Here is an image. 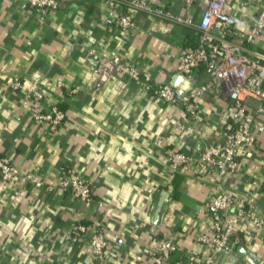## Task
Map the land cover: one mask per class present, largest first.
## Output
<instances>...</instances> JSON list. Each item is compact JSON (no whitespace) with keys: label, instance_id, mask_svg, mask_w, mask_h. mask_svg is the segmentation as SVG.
Returning <instances> with one entry per match:
<instances>
[{"label":"crops","instance_id":"obj_1","mask_svg":"<svg viewBox=\"0 0 264 264\" xmlns=\"http://www.w3.org/2000/svg\"><path fill=\"white\" fill-rule=\"evenodd\" d=\"M58 1L56 9L39 16L27 0H0V155L21 173L12 181L0 178V264H154L151 252L163 237L179 248L172 259L202 254L197 237L212 232L206 202L214 192L213 172L197 161L172 172L168 156L197 155L209 142H222L225 102L201 91L206 75L182 77L190 86L176 91L197 104V114L190 130L181 132L179 108L152 98L147 86L121 70L133 65L152 83L171 84L180 49L193 33L131 10L126 11L135 27L122 32L116 22L122 5ZM152 1L195 22L209 0H194L190 7L183 0ZM262 4L228 0L225 12L235 30H247ZM257 48L264 51L261 38ZM15 77L23 90L11 91ZM31 82L45 94L43 106L64 112L56 131L20 106ZM258 141L245 170L224 185L236 198L251 199L249 208L264 217V137ZM71 178L90 183V202L62 188ZM235 228L239 245L233 254L218 255L216 264H264V231L247 221ZM97 231L107 241L101 258L89 248Z\"/></svg>","mask_w":264,"mask_h":264},{"label":"built area","instance_id":"obj_2","mask_svg":"<svg viewBox=\"0 0 264 264\" xmlns=\"http://www.w3.org/2000/svg\"><path fill=\"white\" fill-rule=\"evenodd\" d=\"M122 5L125 11L116 16L117 26L122 32L134 29L135 22L131 10L164 22L184 26L193 33L190 42L180 49L176 62V73L188 77L202 73L208 77L201 91L225 102L220 112L225 117L222 142H209L197 155L172 152L168 156L172 172L182 167L199 162L213 172L211 182L214 192L206 202V209L212 219V232L200 234L197 241L204 251L202 254H185L178 259L172 256L179 252L178 246L169 238L163 237L156 250L151 252L154 264H216L221 254H233L240 243L236 226L244 221L258 230H264V217L257 216L249 208L251 199L236 198L225 189V180L241 174L246 162L256 153L258 139L264 137V51L257 48L261 38L264 45V4L260 5L248 20L247 30H235L231 18L226 14L228 0H209L198 21L187 16L175 14L153 3L152 0H108ZM185 7H190L194 0H183ZM58 0H27V5L39 16L46 15L57 8ZM107 20V24H111ZM90 55L93 54L91 51ZM94 64L97 62L94 60ZM126 77L137 84L147 86L152 98L179 108L180 120L177 129L181 132L190 130V123L197 114V104L187 97H180L171 84H155L148 73L139 72L135 66L121 68ZM62 84L58 83V87ZM11 91L23 90L21 79L15 77L10 84ZM45 94L36 82H31L22 92L23 108H30L32 118L46 126L49 131H56L62 124L64 112L57 106H43ZM6 131V129H2ZM1 132V131H0ZM21 177L10 158L0 155V178L12 181ZM24 180H28L27 178ZM36 187L39 181L31 180ZM77 200H92L90 183L71 178L61 183ZM101 202L98 206H102ZM83 226H77L83 232ZM107 241L101 231H97L89 240L93 256L103 257ZM245 264H248L245 262Z\"/></svg>","mask_w":264,"mask_h":264},{"label":"water","instance_id":"obj_3","mask_svg":"<svg viewBox=\"0 0 264 264\" xmlns=\"http://www.w3.org/2000/svg\"><path fill=\"white\" fill-rule=\"evenodd\" d=\"M171 85L173 87H180V88H183V89L187 90L189 88V86H190V82L185 80L181 76L177 75V76H175L173 78V81L171 82ZM166 195H167V193L165 191H163L162 192V196L160 197V199L158 201V204L156 206L155 212H154V216H153V222L154 223L158 220L159 213L161 211V208H162L163 202H164V200L166 198ZM237 253L240 254V255H243L245 253V251L243 250V248L241 246H239L237 248Z\"/></svg>","mask_w":264,"mask_h":264},{"label":"trees","instance_id":"obj_4","mask_svg":"<svg viewBox=\"0 0 264 264\" xmlns=\"http://www.w3.org/2000/svg\"><path fill=\"white\" fill-rule=\"evenodd\" d=\"M63 109V108H62Z\"/></svg>","mask_w":264,"mask_h":264}]
</instances>
